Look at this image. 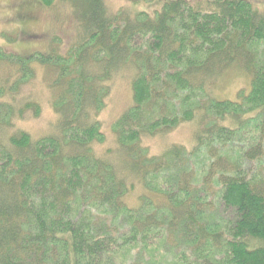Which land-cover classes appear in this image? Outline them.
Listing matches in <instances>:
<instances>
[{"label": "trees", "instance_id": "16d2710c", "mask_svg": "<svg viewBox=\"0 0 264 264\" xmlns=\"http://www.w3.org/2000/svg\"><path fill=\"white\" fill-rule=\"evenodd\" d=\"M62 1L74 4L77 24L68 45L53 35L45 53L0 47L10 69L0 78V264H129L127 254L153 253L172 231L195 264H264V175L250 168L264 159V14L248 0H147L158 5L152 14L133 15L108 12L102 0ZM35 65L48 71L57 120L33 139L13 127L40 114L18 98ZM231 65L249 74V91L208 97L206 81ZM126 66L132 104L111 124L120 170L94 145L105 141L97 119ZM194 113L190 149L149 153L145 138ZM128 177L145 191L136 208L124 201ZM211 183L230 218L210 216L216 222L206 226ZM189 263L176 254V264Z\"/></svg>", "mask_w": 264, "mask_h": 264}, {"label": "rangeland", "instance_id": "374dc122", "mask_svg": "<svg viewBox=\"0 0 264 264\" xmlns=\"http://www.w3.org/2000/svg\"><path fill=\"white\" fill-rule=\"evenodd\" d=\"M108 12L116 13L120 10L133 15L140 11L152 14L158 7L157 4L147 0H102ZM253 8L264 14V0H248ZM71 1L55 0L51 6H44L36 0H0V47L6 51H12L27 56L32 52L45 53L51 46L52 36H59L61 42L66 46L77 36V24L70 11ZM75 17V14H73ZM80 32V30H79ZM33 35V36H32ZM32 36L33 38H28ZM53 48V47H52ZM35 68V78L21 90L18 98L28 99L36 102L40 107L38 117L30 114L21 120L14 121L13 130L27 132L31 138L36 139L47 136L55 131L56 114L50 106L52 92L47 88L48 71L38 65ZM10 73L8 65H0V78L7 77ZM134 71L132 67H124L113 79L110 95L106 100L104 109L99 113L97 119L101 125L102 133L105 135L103 144L94 145L95 153L107 156L117 164L121 170V157L116 158L115 139L111 132V124L132 104L131 80ZM250 89V76L239 65H231L222 70L220 74L206 81L205 92L208 97L217 100H236L237 92L243 90L245 93ZM199 113H194L191 121H183L165 135L154 138H145V145L151 155H159L170 145H182L190 149L194 144V137L199 129ZM111 152H107V150ZM202 157L196 158L197 166ZM203 165V163H202ZM204 168V167H203ZM253 171L263 172L264 159L254 166H250ZM206 169V168H205ZM124 172V171H123ZM127 182L131 184L128 193L124 197L125 203L130 208L139 206V197L145 192L141 182L136 177H128ZM217 186L211 183L208 191L207 201L209 206H205L202 223L211 224L216 222V216L221 223L230 218V212L225 210L215 196ZM224 218H223V217ZM140 249V248H139ZM154 252L148 253L146 250L135 249L125 256L129 264H176V254L184 253L189 264H195V258L191 256L189 250L184 247L180 236L172 231L167 233L164 241L154 245Z\"/></svg>", "mask_w": 264, "mask_h": 264}]
</instances>
